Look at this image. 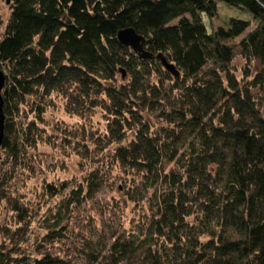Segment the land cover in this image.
I'll list each match as a JSON object with an SVG mask.
<instances>
[{
	"label": "trees",
	"instance_id": "1",
	"mask_svg": "<svg viewBox=\"0 0 264 264\" xmlns=\"http://www.w3.org/2000/svg\"><path fill=\"white\" fill-rule=\"evenodd\" d=\"M218 2L249 12L207 29ZM0 15V68L5 115L1 166L30 169L28 150L42 141L45 98L64 101L80 118L100 109L103 133L88 142L135 177L126 192L148 204L146 219L86 242L83 260L58 254L20 255L0 240V264H264V0H10ZM132 27L144 48L139 58L116 37ZM241 56L258 69L237 75ZM121 70L124 72L122 77ZM34 112L21 121L22 110ZM153 119L156 120L153 121ZM89 144V145H90ZM7 174V171H6ZM4 179V176H3ZM104 183L98 169L80 182L48 183L60 196L41 223L45 241H60L75 206ZM17 230L37 216L19 197L8 199ZM43 222V221H42ZM1 238V236H0Z\"/></svg>",
	"mask_w": 264,
	"mask_h": 264
},
{
	"label": "rangeland",
	"instance_id": "2",
	"mask_svg": "<svg viewBox=\"0 0 264 264\" xmlns=\"http://www.w3.org/2000/svg\"><path fill=\"white\" fill-rule=\"evenodd\" d=\"M9 12V5L0 0V15L4 23ZM249 16L245 9L218 2L217 15L210 20V25L208 20L205 19V22L210 30V26L224 25L229 17L247 19ZM232 66L236 68L237 75L243 69L255 70L259 67L255 61L249 62L241 56L235 57ZM45 100L41 116L43 122L39 124L44 129L42 141L27 153L30 169L16 168L11 171L7 165L0 169V228L6 226L12 232L17 230L16 217L9 210L8 202L13 196L37 211V216L27 230L13 234L12 240L4 238L0 231V240L4 239L8 247L16 244L20 255L31 259L47 253L81 261L84 257L78 248L91 240L108 243L111 233L141 225L146 219L148 204L145 201L132 202L127 198L126 192L136 179L114 163L106 150L99 151L88 142V151L85 152L78 142L82 133L104 132L106 121L101 110L80 118L65 112L60 96L53 94ZM33 116L34 112L26 108L22 110L20 119L24 122ZM153 121L156 122L155 119ZM91 169L102 172L104 183L101 188L93 198L74 207L65 224L66 235L60 241H45L46 230L41 223L49 219L60 196L50 197L45 193L44 186L64 180L75 184Z\"/></svg>",
	"mask_w": 264,
	"mask_h": 264
},
{
	"label": "water",
	"instance_id": "3",
	"mask_svg": "<svg viewBox=\"0 0 264 264\" xmlns=\"http://www.w3.org/2000/svg\"><path fill=\"white\" fill-rule=\"evenodd\" d=\"M6 4H9L10 0H5ZM118 42L126 47H129L139 58L144 60L158 59L160 60L163 68L171 73L173 76H179V71L176 69L175 65L168 62L163 55L149 52L144 48L145 38L138 34L132 27H126L119 30L116 34ZM122 77H124V72L121 70ZM6 75L0 68V158H1V145L4 137V122L5 115L3 111V99H2V89L5 85Z\"/></svg>",
	"mask_w": 264,
	"mask_h": 264
}]
</instances>
